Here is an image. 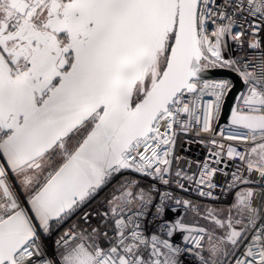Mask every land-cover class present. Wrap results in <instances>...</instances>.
I'll use <instances>...</instances> for the list:
<instances>
[{
	"label": "snow or ice",
	"instance_id": "snow-or-ice-1",
	"mask_svg": "<svg viewBox=\"0 0 264 264\" xmlns=\"http://www.w3.org/2000/svg\"><path fill=\"white\" fill-rule=\"evenodd\" d=\"M0 264H264V0H0Z\"/></svg>",
	"mask_w": 264,
	"mask_h": 264
},
{
	"label": "built area",
	"instance_id": "built-area-1",
	"mask_svg": "<svg viewBox=\"0 0 264 264\" xmlns=\"http://www.w3.org/2000/svg\"><path fill=\"white\" fill-rule=\"evenodd\" d=\"M219 78H228L224 76H220ZM226 124L220 125V127H224ZM175 155L178 157L182 158V166L187 169L188 168V163L187 162H192V168L191 172L197 173L198 174V169L196 166V162H200L202 165L203 162L205 161L206 158H208L209 154V149L205 147L203 144L199 142V139L194 138L192 134H189L186 137H181L180 139L177 140V143L174 148ZM215 151V149H213ZM234 163H238V161L233 162L231 159H229L226 155L224 156V162L219 164L218 167L220 169H224L226 172L229 174L233 170ZM173 167H175V163L173 164ZM258 179V177H254ZM216 180L223 184L225 182V177L223 176L222 173H217ZM254 187L259 188V185L256 184ZM217 193L219 192V189L216 190ZM103 194V193H101ZM189 197L192 199H197V197L189 193ZM205 203H208L209 201H203Z\"/></svg>",
	"mask_w": 264,
	"mask_h": 264
},
{
	"label": "water",
	"instance_id": "water-1",
	"mask_svg": "<svg viewBox=\"0 0 264 264\" xmlns=\"http://www.w3.org/2000/svg\"><path fill=\"white\" fill-rule=\"evenodd\" d=\"M215 76L216 77L224 76V77L230 78L229 74L226 72V70H219V69L215 70ZM229 102L231 103V100ZM228 114H230V113H228ZM226 123H227V121L225 118H221L219 121V125L226 124Z\"/></svg>",
	"mask_w": 264,
	"mask_h": 264
},
{
	"label": "trees",
	"instance_id": "trees-1",
	"mask_svg": "<svg viewBox=\"0 0 264 264\" xmlns=\"http://www.w3.org/2000/svg\"><path fill=\"white\" fill-rule=\"evenodd\" d=\"M101 195H103V194H101Z\"/></svg>",
	"mask_w": 264,
	"mask_h": 264
}]
</instances>
